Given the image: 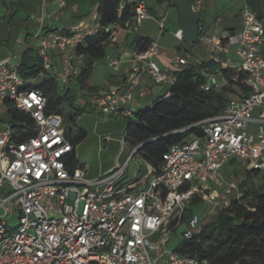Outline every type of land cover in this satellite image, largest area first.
Wrapping results in <instances>:
<instances>
[{
    "label": "built area",
    "instance_id": "built-area-1",
    "mask_svg": "<svg viewBox=\"0 0 264 264\" xmlns=\"http://www.w3.org/2000/svg\"><path fill=\"white\" fill-rule=\"evenodd\" d=\"M53 2L65 5V0ZM118 2V14L130 7L134 18L104 28L109 45L116 41L117 29L130 33L153 18L146 0ZM191 8L201 13V0H193ZM166 21V15L157 20L158 36L167 31ZM81 25L68 33L63 26L45 32L40 27L34 34L42 65L38 77H50L54 65L50 52L57 49L59 65L51 77L74 90L76 97L84 96L77 105H90L108 117H131L127 104L134 100L133 86L93 95L79 92L83 57L75 49L99 28L97 22L93 27ZM183 35L181 28L173 32L178 41ZM203 40L207 53L203 62L232 70V79L240 81L248 94L236 89L221 112L188 127L198 131L170 146L159 167L147 164L148 170L130 181H123L126 163L95 179L86 177L85 164L71 170L67 163L73 145L62 116L47 112V97L40 89L25 87L36 78L24 79L18 72L24 49L0 54V107L6 111L5 117L0 115V190L10 188L0 195V264H209L177 247L204 231L209 213L233 200L249 208L252 196L243 199L244 191L225 171L227 164L239 162L242 170L264 171V20L246 3L239 27L225 29L215 21ZM159 52L158 40H152L134 56L154 83L170 85L175 77L154 60ZM108 59L116 68L117 59ZM173 61L176 66L201 63L198 59L190 63L188 53L177 54ZM203 75L205 91L228 84L219 70L213 73L208 66ZM131 77L137 85V77ZM146 91L140 88L141 95ZM7 102L33 120L31 134L21 138L8 119ZM21 130L26 132L25 122ZM191 203L194 208L206 204L210 210L199 216L194 209L184 219Z\"/></svg>",
    "mask_w": 264,
    "mask_h": 264
},
{
    "label": "trees",
    "instance_id": "trees-1",
    "mask_svg": "<svg viewBox=\"0 0 264 264\" xmlns=\"http://www.w3.org/2000/svg\"><path fill=\"white\" fill-rule=\"evenodd\" d=\"M77 3L81 0H72ZM69 1V4L72 3ZM158 4L169 3L173 0H154ZM253 8L258 18L264 20V0H246ZM118 0H98L97 33L85 37L75 52L82 55L81 72L77 78V88L85 95L99 93L98 87L92 82V73L97 62L106 59L109 45L108 36L104 28L108 25L122 24L133 20L134 13L130 7H125L118 14ZM151 10V7H148ZM68 33L69 30H66ZM152 40L146 37H136L131 43L138 52L144 51ZM264 55V44L261 49ZM215 73L219 70L227 85L219 90L205 91L203 85L206 67ZM42 71V65L33 47L26 48L21 55V65L18 72L24 79L37 78ZM175 80L169 85V96H157L150 106L132 111L131 117H124L128 123L123 135L124 142H128L132 149L140 148L133 154L139 155L148 165L157 168L162 164L163 153L172 145L182 142L198 129L188 128L192 124L214 116L221 112L229 101V95L236 89L248 90L240 81L232 78L234 72L222 69L219 65H207L201 61L198 64L183 66L173 72ZM25 87L40 89L47 97V112L62 114L63 106L67 105L74 112L70 120L75 124L76 117L86 110L85 106L75 103V91L64 88L54 77L43 78L39 83H26ZM8 119L12 126L23 136L33 131V120L18 111L15 104L7 102ZM26 123V132L21 130L22 123ZM71 140L73 152L68 158V167L73 170L77 164L76 146L85 138L86 133L77 129L74 136L66 131ZM258 171H246L245 178L239 186L244 191L243 199L252 196L248 201L249 208L243 203L233 200L229 206L221 208L217 217L210 220L204 231L189 240H184L177 250L196 255L209 260V264H264V171L259 185H255L252 175ZM194 213V203H191L184 214V219Z\"/></svg>",
    "mask_w": 264,
    "mask_h": 264
},
{
    "label": "rangeland",
    "instance_id": "rangeland-1",
    "mask_svg": "<svg viewBox=\"0 0 264 264\" xmlns=\"http://www.w3.org/2000/svg\"><path fill=\"white\" fill-rule=\"evenodd\" d=\"M146 3L148 7H151L149 12L153 15V18L144 20L137 30H133L132 34L129 35V42L132 43L136 37L144 36L143 34H149L157 38L159 31L155 19H160L161 16L166 15L168 31L163 34L162 40L167 38L170 48L180 45L182 48L190 50L191 55L200 61H204L207 58V53L203 48V37L207 32H210L215 21L222 28L230 29L233 26L237 28L239 16L234 19L232 25H228L227 23L230 13L231 11L238 12L246 4L245 0H201L202 11L201 13H195L191 8L193 0H173L172 6L169 3L158 4L154 0H146ZM77 6L81 9L80 5ZM95 8V4L91 5L87 10L84 9L85 12H82L81 15H73L70 10L68 13L69 21L80 22L84 18L85 22L92 26L96 18L94 16ZM3 12V5L0 3V15H3ZM177 27H181L184 32V39L182 41H178L171 36V32ZM203 49L205 52H203ZM192 56L190 57L193 58ZM14 63L13 61L11 65ZM233 64H236V62L233 61ZM102 65L103 61H99L97 65L95 64L92 73V82L98 87L101 86V83L97 80V76L94 75L95 73L96 75L99 73L98 70L95 72V68L99 69ZM49 73H52V70H49ZM42 79L43 77H38L35 79V82L39 83ZM79 92L83 94L80 90ZM232 96L229 95V98ZM76 98L75 103H83L84 96ZM73 112L74 110L67 105L63 106L61 114L62 122L69 135L74 136L78 128H81L87 135L77 146L76 156L79 165H86V177L88 179H95L106 175L114 167L123 165L124 163H126V168L123 181L132 180L136 175H143L148 170L147 163L139 155H133L134 149L131 148L128 142L122 140L128 123L126 118L122 115L108 117L99 114L90 105H87L86 110L76 117L74 124L69 118ZM5 113L4 106L0 107V115L5 117ZM109 167L111 168L108 169ZM225 171L238 184L246 176V171L242 170L239 162L227 164ZM261 176L262 172L251 176L255 185L260 184L262 181ZM9 190L10 188L5 186L4 189L0 190V195H4ZM194 209L199 216H202V214H208L210 207L206 204H200L197 207L195 206ZM217 213L218 211L209 213L210 220L216 218ZM15 221L16 217L13 216L11 223L15 224Z\"/></svg>",
    "mask_w": 264,
    "mask_h": 264
},
{
    "label": "crops",
    "instance_id": "crops-1",
    "mask_svg": "<svg viewBox=\"0 0 264 264\" xmlns=\"http://www.w3.org/2000/svg\"><path fill=\"white\" fill-rule=\"evenodd\" d=\"M69 1L72 0H65V5L60 7L58 4L53 2V0H0L4 9L3 15H0V54L9 53L19 49L25 50L28 47L34 48V34L38 32L40 27H43L42 32H45L55 29L57 26H63L66 30H70L72 28L80 27L81 24L88 25L84 18H82L80 22H70L68 13L71 10L73 15H81L82 12L84 13L89 6L95 4L96 10L94 16L96 18L92 26L88 25L93 27L97 22L98 0L95 2L94 0H81L77 3L72 1L71 4H69ZM77 5H80L81 9H79ZM169 5L172 6L173 1ZM241 9L238 12L231 11L229 21L227 22L228 25H232L234 19L239 16ZM157 20L158 19H155V22L158 26ZM176 29L171 32V36L174 39L176 38L173 36V32ZM232 29L236 28L233 26L230 30ZM208 33L209 32H207V34ZM130 34H132V32L126 33L117 29L116 41L108 46L106 50V59L103 60V65L99 67V69L95 68V72L98 70L99 73L97 75L95 73L94 75L97 76V80L101 83V86H97L99 93L107 92L114 88H127L129 86H133L134 100L127 104V108L131 111H135L150 106L155 97L165 95L169 91V84L154 83L147 71L143 70V63L135 60L134 52L137 50L135 45H132L131 42H129ZM143 35L144 36L141 37L158 40L160 52L155 56L154 60L161 68H168L172 73L183 67L176 66L173 61L177 54L181 55L185 52L192 56L190 50L182 48L180 45H175L170 48L168 39L166 38L162 40L163 34L157 38L149 34ZM203 48L205 49L204 45ZM204 49L203 52H205ZM50 53L54 59V65L51 69L52 73H49L48 71V74L51 76L59 65V55L57 49H53ZM108 57L117 59L118 64L116 68L109 64ZM192 57L193 58L190 57V63H192L193 59H197L194 58V56ZM97 64H99V62H97L96 65ZM133 74L138 79L137 85H133V78L131 77ZM141 87L147 89L144 95L140 94ZM145 182H147V180H145Z\"/></svg>",
    "mask_w": 264,
    "mask_h": 264
},
{
    "label": "water",
    "instance_id": "water-1",
    "mask_svg": "<svg viewBox=\"0 0 264 264\" xmlns=\"http://www.w3.org/2000/svg\"><path fill=\"white\" fill-rule=\"evenodd\" d=\"M140 148V146L139 147H137L135 150H134V152H133V154L138 150Z\"/></svg>",
    "mask_w": 264,
    "mask_h": 264
}]
</instances>
